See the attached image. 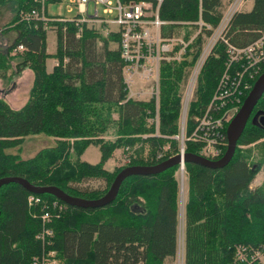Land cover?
<instances>
[{"label":"trees","instance_id":"obj_1","mask_svg":"<svg viewBox=\"0 0 264 264\" xmlns=\"http://www.w3.org/2000/svg\"><path fill=\"white\" fill-rule=\"evenodd\" d=\"M45 19L31 14L40 9L37 0H0L11 11L1 31L13 30L12 42L0 49V78L12 79L24 69L33 72L25 103L14 108L0 98V178L19 176L37 186H57L66 193L85 199L101 197L115 175L127 165H154L179 151L170 135L178 131L181 90L194 64L204 37L199 34L191 47V57L181 62L160 65L158 134L147 117L156 110L154 99L127 97L122 79L123 61L118 47L119 35L106 36L100 29L73 21ZM129 1V0H122ZM222 0H163L159 14L170 23L164 35L191 31L181 22L199 18L216 27L222 17ZM54 29V53L47 52V28ZM194 27V25H193ZM264 30V0H253L250 10L236 11L224 32V39L236 47L256 39ZM210 29L203 34L210 35ZM100 42V45H97ZM110 42L116 48H110ZM22 45L23 49L18 50ZM56 64L50 72L47 58ZM227 45L219 39L207 56L197 78L194 96L188 107L187 131L194 126L193 116L208 104L225 70ZM234 67H238L236 64ZM234 70V69H232ZM254 79L244 75L249 89ZM117 113V118L113 113ZM264 114V93L257 102L233 157L221 168L185 162L187 198L184 205L183 264H233L236 245H264V174L261 182H251L264 172V126L254 114ZM225 122L224 145L227 147ZM114 128V139H105ZM54 137L55 144L23 159L11 148H21L27 135ZM169 137V138H168ZM169 143V148L165 144ZM89 145H95L100 159L90 163L80 159ZM128 146V162L110 171L104 167L117 148ZM202 144L187 141L186 152L200 153ZM17 149V150H18ZM125 152V151H124ZM178 166L150 175H131L121 183L115 199L102 207L71 206L55 196L34 194L18 183L0 188V264H31L43 246L36 235L41 230V215H51L53 230L46 249L56 251L62 264H164L177 252L179 182ZM100 179L102 187L81 186ZM39 202L28 203L29 196ZM53 202L56 206L53 207Z\"/></svg>","mask_w":264,"mask_h":264},{"label":"built area","instance_id":"obj_2","mask_svg":"<svg viewBox=\"0 0 264 264\" xmlns=\"http://www.w3.org/2000/svg\"><path fill=\"white\" fill-rule=\"evenodd\" d=\"M40 2V9H33L31 14L45 19V0ZM163 0H69L76 8V15L60 17L61 21H73L76 24H86L99 28L105 34L118 33V47L123 61L122 79L129 93V98L147 101L154 99L156 106L159 101L160 65L163 62H181L190 58L193 50L191 45L195 38L202 34L203 29H210V35L202 42L200 52L189 70L182 92V110L180 111L179 132L172 135L179 141V151L183 154L185 143L193 141L201 143L199 155L217 159L221 157L224 145L225 122L229 121L239 104L244 90H248V81H243L244 75L254 79L264 70V30L252 42L236 47L224 39V32L236 11H239L247 0H232L216 26L212 28L201 18L196 21L181 22V25L193 27L194 32L186 38L185 27L181 34L164 35L162 28L170 22L160 17L159 9ZM93 10H89V6ZM97 5L103 8L100 13ZM114 27V28H111ZM222 39L227 45V60L225 70L221 74L216 88L203 111L194 115V126L187 133L188 107L193 99L194 90L200 70L210 54L215 43ZM23 46H18L22 50ZM238 67H234V65ZM234 69V70H232ZM153 120L158 119L157 110ZM181 174H185V163L178 165ZM39 197H28V203L39 202ZM53 202V207L56 206ZM51 215L44 212L41 215L42 227L36 238L42 243L39 255L34 256L31 264H62L56 251L46 249L53 230L48 226ZM233 264H264V245L247 247L236 245Z\"/></svg>","mask_w":264,"mask_h":264},{"label":"rangeland","instance_id":"obj_3","mask_svg":"<svg viewBox=\"0 0 264 264\" xmlns=\"http://www.w3.org/2000/svg\"><path fill=\"white\" fill-rule=\"evenodd\" d=\"M231 1L232 0H222V3H223L222 11H223V13L227 9V7L229 6ZM245 4H246V2L244 3L243 7L240 10L245 9ZM250 5H251V1L248 2L247 7H249ZM97 8H98L100 13L103 12V8L100 5H97ZM89 10H91V11L93 10L92 5L89 6ZM10 13H11V11H9L6 7L0 6V30L2 29L4 24H6L10 20V18H9ZM46 13L48 15H53V16L54 15H60V16H64V17H72V16L76 15L77 11H76V8L69 2V0H58L56 2H49L46 5ZM11 16H12V13H11ZM111 28H114V27H111ZM187 29H188V27H187ZM183 30H184V27H182V32H183ZM189 30L191 31V34H192L194 32L195 28L189 27ZM212 32H214V30ZM100 33L103 36L107 35L104 32H102L101 30H100ZM14 34L15 33L13 30L0 31L1 39H4L8 42L10 41V38ZM203 37L205 39H207V36L205 34H203ZM46 44H47V51L49 53H52L53 51H55L56 35L54 32V29H51L50 27L47 28ZM97 45L99 46L100 42H97ZM116 46H117L116 43L110 42V48L114 49V48H116ZM0 49H4V46H3V43L1 40H0ZM190 57H191V55H190ZM51 61H52L51 59L47 60L48 68H50ZM32 80L33 79L31 77L30 78L28 77V79H27L25 74L22 78L19 77V75L12 78V79H1L0 78V98H3V96H4L3 99H5L6 101H7V99H9V102L8 101L7 102L9 104H11V106H13L14 108H18V107L22 106L25 103L26 99L28 98L29 90H30V87L32 85ZM12 83L14 84L13 88H12V85H13ZM182 92H183V89L181 90V108H182ZM127 97H129V93L127 94ZM131 98L137 100V98H133V97H131ZM240 105L241 104H239V106ZM156 110L158 113V106H156ZM156 110H155V112H156ZM112 115L114 118H117V113L114 112ZM154 115H155V113H154ZM154 115L148 116L147 121H148V123H154L155 124L156 129H155L154 135H159L158 134V119L156 121L153 120L152 117H154ZM260 115H262V114L256 112L253 117H254V119H258L260 117ZM179 123H180V115H179V120H178V131L175 134H177L179 132ZM187 133H190V132L187 131ZM169 137L171 139L172 135H170ZM104 138L105 139H114L115 138L113 127H111L107 131V133L104 135ZM172 139H174V138H172ZM55 140L56 139L54 137L47 136L44 134L27 135L24 137L20 149L11 148L7 151L11 152V153H18L21 158L26 159V158L32 157L41 148L53 146L55 144ZM174 140L177 142L178 149H179V146H180L179 141L176 139H174ZM185 145H186V143H185ZM169 146H170L169 143L165 144V148H169ZM131 149H133V148H129L128 146L115 149L113 152V155L106 161L107 164L106 163L104 164V167L107 170L112 171L116 167L125 165L126 162H128L126 152H132ZM80 159L81 160H87L90 163L98 162L100 159V152H99L98 147L95 145H89L84 150L83 154L80 155ZM263 174H264V172L262 170L256 174L255 178L251 182V187L258 185L261 182V180L263 178ZM175 176L177 177L178 182H179V190H178V192H179V198H178V236H177L178 245H177V252H176L175 257L166 259L164 264H183V261H184V238H183L184 234H183V230H184V205H185L186 198H187V176H186V174H181L179 167L177 168V170L175 172ZM81 186H85V187L87 186V187H91V188L102 187V186H104V182L100 179L88 180L86 182H83L81 184Z\"/></svg>","mask_w":264,"mask_h":264},{"label":"water","instance_id":"obj_4","mask_svg":"<svg viewBox=\"0 0 264 264\" xmlns=\"http://www.w3.org/2000/svg\"><path fill=\"white\" fill-rule=\"evenodd\" d=\"M264 93V72L255 80L252 88L244 98L239 109L229 120L226 128L227 147L224 154L217 159H209L199 154L184 152L177 153L154 165H127L123 167L114 177L109 189L105 194L96 199H85L72 196L57 186H37L31 184L25 178L19 176H6L0 178V188L7 183H18L26 190L34 194L48 193L68 205L81 208H97L111 203L117 196L119 187L124 179L131 175H150L162 172L170 167L178 166L181 163L192 162L210 168H221L229 163L234 155L237 141L241 136L257 102ZM260 125L264 126V114L258 118Z\"/></svg>","mask_w":264,"mask_h":264},{"label":"crops","instance_id":"obj_5","mask_svg":"<svg viewBox=\"0 0 264 264\" xmlns=\"http://www.w3.org/2000/svg\"><path fill=\"white\" fill-rule=\"evenodd\" d=\"M249 1H251V5L249 6V7H247V4H248V2ZM252 5H253V0H247L246 1V4H245V9L244 10H250L251 8H252ZM9 18H11V13H10V17ZM1 31V30H0ZM47 34V33H46ZM13 38H14V35L10 38V41L8 42V41H6V40H4V39H1V37H0V40L2 41V43H3V46H4V49L12 42V40H13ZM46 46H47V44H46ZM3 49V50H4ZM48 52V51H47ZM49 53V52H48ZM52 53H54V51L52 52ZM52 53H50V54H52ZM48 59H51L52 61H51V65H50V68H48V66H47V60ZM47 60H46V69H47V71L48 72H50L51 70H52V68H53V66L56 64V60L54 59V58H47ZM24 74H25V76L27 77V79H28V77L30 78H32L33 79V72L30 70V69H28V68H26V69H24L20 74H19V77H23L24 76ZM13 84V83H12ZM11 84V85H12ZM13 86H14V84L12 85V88H13ZM11 89V88H10ZM3 98H4V96H3ZM7 101L9 102V99H7ZM83 154V153H82ZM81 154V155H82ZM85 161H87V160H85ZM106 164H107V162H106Z\"/></svg>","mask_w":264,"mask_h":264}]
</instances>
